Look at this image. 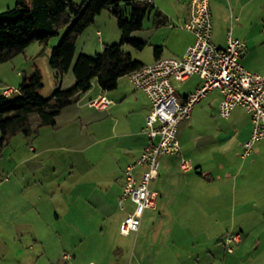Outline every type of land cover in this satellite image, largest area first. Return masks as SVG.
Wrapping results in <instances>:
<instances>
[{"label":"rangeland","instance_id":"obj_1","mask_svg":"<svg viewBox=\"0 0 264 264\" xmlns=\"http://www.w3.org/2000/svg\"><path fill=\"white\" fill-rule=\"evenodd\" d=\"M15 1L0 0V13L13 8ZM72 1L80 6L85 0ZM185 1L167 0L165 3L171 11V5ZM216 1L214 11L209 8L213 44L223 49L230 33L246 43L248 52L252 53L254 73L262 72L264 0H242L241 4H246L239 9H235L230 0ZM111 9L103 10L97 19L98 29L104 36L90 27L77 38L75 57L80 53L94 56L101 52L102 45L119 41L112 15L114 8ZM118 10H126L123 2ZM166 15V26L174 25L178 16L172 12ZM164 29L153 28L151 16L145 17L142 29L132 34L145 43L144 48L136 51L125 45L123 50L133 60L151 64L153 47L163 45L164 51L174 48L175 38ZM64 31L65 28L59 30L46 45L32 43L23 53L0 64V85L17 88L22 77L29 76L36 67L42 76L41 97L46 99L52 95L56 81L61 89L72 87L71 70L57 79L45 56L47 50L50 53L58 45ZM113 32L116 36L111 38ZM181 41L180 38L178 42ZM195 81L193 77L186 83L173 82L176 94L189 91ZM118 88L129 92L135 87L125 76L118 81ZM97 92L101 91L93 81L91 100ZM113 93L117 96V89ZM216 93L197 103L189 119L180 122L176 131L180 149L188 156H211L212 162L208 163L223 160L230 166L222 172L214 168L213 183L203 177L204 185L210 183V191L217 196L203 208V213L211 214L212 219L202 213L194 235L185 226H175L177 230H172L173 226L154 219L160 217L158 212L152 214L149 210L144 212L137 233L119 234V224L132 206L126 202V210H121L114 199V185L126 165L122 159L117 162V134L120 133L117 116L122 123L133 119L130 99L118 102L123 106L118 114L117 108L98 112L83 107L87 98L81 99L78 105L72 104L62 111L53 127H38L36 115H30V136L16 134L0 149V264H261L263 256L254 257L258 245L264 244V140L254 145L252 157L242 160L241 145L249 138L252 128L250 118L240 106L233 109L228 119L221 118L212 100ZM252 158L256 160L253 170L245 167ZM86 168L94 169L89 173L91 180L96 179L97 169L109 173V196L101 207L76 202L68 212L69 183L72 179H82ZM194 173L195 169L191 174ZM33 189L35 195H32ZM31 196L40 197L35 199L34 211L28 210ZM23 201L27 202L24 209L21 208ZM172 231L177 233V239L172 242L175 246L160 239ZM87 234L91 236L89 241ZM230 234H239L241 238L239 244L232 245V253L227 252L224 245L225 237ZM241 242H244L242 247Z\"/></svg>","mask_w":264,"mask_h":264},{"label":"built area","instance_id":"obj_2","mask_svg":"<svg viewBox=\"0 0 264 264\" xmlns=\"http://www.w3.org/2000/svg\"><path fill=\"white\" fill-rule=\"evenodd\" d=\"M190 16L181 25L182 29L192 32L194 41L180 57H160L151 64L128 73L130 82L143 91L149 102L150 111L145 117L143 133L148 144L141 155L123 171L122 191L118 207L128 211L119 226L121 236L137 233L146 210L155 208L156 196L150 190V183L158 176L159 158L180 154L176 137L177 126L188 120L193 107L216 90L220 95L218 114L228 119L235 107H242L250 118L251 132L242 144L241 157L247 159L254 145L264 140V75L249 72L241 65V58L247 53L243 41L228 33L226 46L221 49L211 41V19L208 0H191ZM197 75L200 84L184 98L178 97L173 82H184ZM17 88L4 87L1 94L11 96ZM112 101L100 95L88 102V106L105 111ZM182 172L192 169L189 160L181 159ZM140 169L139 177L136 171ZM7 180V178H5ZM241 241L239 234L225 237L227 252H233V244Z\"/></svg>","mask_w":264,"mask_h":264},{"label":"trees","instance_id":"obj_3","mask_svg":"<svg viewBox=\"0 0 264 264\" xmlns=\"http://www.w3.org/2000/svg\"><path fill=\"white\" fill-rule=\"evenodd\" d=\"M126 6L119 11V4ZM114 8L112 15L119 31L117 43L104 45L94 56L83 53L75 57L77 38L93 24L103 10ZM151 16L153 28L166 26L167 17L145 0H85L77 6L72 0H16L11 9L0 13V64L12 60L32 43L46 45L50 38L65 31L48 56L50 69L59 79L71 70L74 83L69 89L56 88L49 98L40 96L42 76L35 67L29 76H23L18 92L11 96L0 94V149L16 134L28 138L31 134L29 116L35 114L38 127L51 126L66 107L75 104L96 81L103 91L117 87L119 78L143 66L123 50L128 45L141 51L145 43L132 34L142 29L145 17ZM160 46L153 47L158 59Z\"/></svg>","mask_w":264,"mask_h":264},{"label":"crops","instance_id":"obj_4","mask_svg":"<svg viewBox=\"0 0 264 264\" xmlns=\"http://www.w3.org/2000/svg\"><path fill=\"white\" fill-rule=\"evenodd\" d=\"M145 1H147L148 3H150L152 6L156 7L157 9H159L167 17V19H168V16L166 14L170 15L171 12L175 13L178 16V18L174 22V25H169L168 27L167 26L160 27L162 29L165 28L164 30H166V34L168 33V34L173 35V38H175V42L172 43V46L174 45L173 46L174 48L167 49L166 51H164L163 45H157V46H160L162 48V51L158 55L159 56L158 58H160V57L164 58V57H170V56H174V57L182 56L183 53L185 52L186 48L189 45H191L194 41V36H193L192 32L184 30L181 27L183 22L188 20V18L190 16L189 4H190L191 0H186L185 3H177L176 6L171 5L172 6L171 11H169V9H167L166 3H165V1H167V0H145ZM241 1L242 0H230L232 6L235 9H239V7L245 6L246 3L241 4ZM216 2H217L216 0H208L209 8L211 10L213 9V11L216 8ZM169 6L170 5H168V7ZM101 13L97 17H95L93 24H91L87 29H85V31H89V29H91L90 27H95L96 28L95 33L104 36V32L102 30L98 29L99 27L96 24L97 19H99L98 17H101ZM155 29H159V28H155ZM173 29L175 32H177V31H181V32L175 33L173 31ZM115 33L116 32H113V34H111L112 35L111 38L116 36ZM87 37H89V36H87ZM180 38L182 39V41L178 42ZM244 44L246 46L245 42H244ZM104 45H108V44H104ZM104 45H102V48ZM225 46H226V44H225ZM246 49H247V46H246ZM45 56L47 57V60H48V56H49L48 50L46 51ZM251 57H252V53L248 52V50H247V53L245 54V56H243L241 58L240 62H241V65L243 66V68L245 70H247L249 72L253 71V73H254L256 71H255L254 61L252 60ZM154 60L155 59L153 57V61ZM142 64L147 65L144 63H142ZM19 74L20 73L18 72L17 75L19 76ZM257 74L264 75V70H262V72H257ZM123 77H125V76H123ZM123 77H121V78H123ZM193 77L196 78V81L194 82L193 87L189 91L184 92L182 95L177 94L178 97L184 98V97H186V95H188L189 93H191L192 91H194L197 88V86L200 84V79L198 78L197 75H192L186 81L181 82V83H186L189 80H191ZM121 78H119V80ZM55 84H56V82H55ZM3 85H0V94H1L2 88L7 86L4 83H3ZM99 89L101 92L100 93L97 92L96 97H98L100 95H104L108 99H110L113 103L109 107V111L112 109L114 111V109L117 108V114L120 111V109L123 107L122 103L118 104V102H120L123 99L124 100L130 99L132 101L133 110L131 113L133 114V117H132L133 119H130L129 121H127V122L125 121L122 123L121 118L117 116V129H120V133L117 134V148L119 151L117 154V156H118L117 162H119V160L122 159L126 164L124 166V170H125V168L129 164L133 163L141 155V153L143 152V150L146 148V146L148 144L147 136L143 133V126H144V122H145V117L148 114V112L150 111V102H149L146 94L143 91H141L140 89H137L135 87L133 91L131 90L128 92L122 88L121 89L118 88V82H117V87L114 89V90L117 89V96H116V94L113 93L114 90L103 91L100 87H99ZM213 92H215V93L217 92L216 96L212 97V100H214V102H215L217 113H218V104L220 101V95H219L218 91H216V90L212 91L211 93H213ZM90 93H91V88L86 93L82 94L79 97V99L75 103V105H78L81 99L85 100L87 98L86 102L83 104V107L91 108L88 106V104L86 105L87 101L91 100V98L89 96ZM116 100H117V102H116ZM68 108H69V106L66 107L65 109H63L62 111L66 110ZM62 111H61V113H62ZM80 112H81V110H80ZM98 112H104V111H98ZM61 113L59 115H61ZM78 118L80 119V117H78ZM30 149H32V151L35 152L34 147L30 146ZM241 151H242V145H241ZM180 152L181 153L179 155L162 156L161 158H159L158 176L155 180H153L150 183V190L156 196L155 208L151 209L149 211L152 212V214L158 212L160 217L154 218V219L156 221L160 220L161 223H165L167 225L173 226L172 230H174V229L177 230V228L175 226H185V228L190 230V232L192 231L193 235H194L195 231H196L195 226L200 225L202 213H203V208H206L210 204V202L215 200V198L217 196V195L213 196L212 191H210V189H211L209 186L210 183H208V185L207 184L204 185L205 182L203 183V181H204L203 177L207 181H212V183H213L214 182L213 174L215 172V171H213V169L217 168L219 171L222 172L230 166L228 165V163H226V161H223V160L221 162L220 161L217 162L216 164L215 163L214 164L208 163V162H212L211 156H203L201 154H200V156H197V157H195L193 155L188 156L184 152L183 149H180ZM249 157H252V156L250 155ZM240 158L242 159L241 154H240ZM181 159H185V160L190 161V163L192 165V169L190 171L182 172L180 170L179 163H180ZM242 160H246V159H242ZM86 163L88 164V161ZM255 164H256V160H254L252 158L250 160V162H248L245 167L253 170L254 169L253 166ZM90 167H92V166H90ZM193 169H195V173L191 174ZM85 171L86 172H83L81 175L82 179L80 178V179L75 180V181H73V179H72V181L69 183V189H68V195H67V199L69 201L67 203L68 212H71V210L74 208L76 202H78L79 204L85 205V206H90V207L96 206L97 208L101 207L100 205L101 204L104 205L106 199L109 196V192L111 190V186L107 184L108 178L110 176L109 173L107 171L97 169V170H95L96 171V176H95L96 179L91 180V179H89V177H90L89 173L91 171H94V169L91 170V168H86ZM139 174H140V169L136 171L137 178L139 177ZM228 175H229L228 173H225L224 176L228 177ZM122 176H123V172L117 178V185L116 184L114 185V187H115L114 199L116 200L117 204H118V200L120 198L121 191H122ZM86 177L88 179H86ZM171 182H172V184H170ZM7 183H10V180H7ZM35 193H36V191L33 189L32 195H35ZM31 197H33V198L31 199L30 207L28 205L29 211L33 210L37 206L35 203L36 202L35 199H37L39 196L38 197L31 196ZM26 204H27V202L23 201L21 208L24 209ZM130 205L132 206V204H130ZM124 210H126V209H124ZM203 215L208 219H212L211 217H213L211 214L205 215L203 213ZM55 217L57 219V216H55ZM86 221H87L86 224H88V218H86ZM27 223H31V222H27ZM24 224H26L25 221H24ZM45 225L49 226L47 222ZM51 226H52V224H51ZM119 226H120V224H119ZM178 232H180V230ZM86 238L89 241L91 236L89 234H87ZM160 239H162L164 242L166 241L167 245L171 243V246H172V244L175 246V244L172 242L177 239V233L172 231L168 235L165 234L164 237H162ZM241 243H242L241 244V247H242L244 242H241ZM257 248L258 249L255 252L256 256L254 258H258V257H262V256L264 258V244L262 243V245H258ZM261 264H264V261H262Z\"/></svg>","mask_w":264,"mask_h":264}]
</instances>
